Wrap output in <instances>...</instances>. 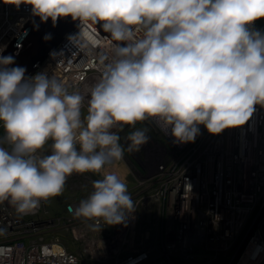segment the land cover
Listing matches in <instances>:
<instances>
[{
	"label": "clouds",
	"instance_id": "9594fccd",
	"mask_svg": "<svg viewBox=\"0 0 264 264\" xmlns=\"http://www.w3.org/2000/svg\"><path fill=\"white\" fill-rule=\"evenodd\" d=\"M55 26L58 18L100 24L114 42L110 62L85 95L45 72L25 78L0 56V201L21 214L62 194L72 174L102 173L79 202L78 216L122 224L136 204L108 166L123 159L113 131L156 120L177 143L244 125L264 107V0H15ZM72 39V38H70ZM129 136L128 150L148 142ZM50 151L42 153L45 147ZM216 220L219 217L215 218Z\"/></svg>",
	"mask_w": 264,
	"mask_h": 264
},
{
	"label": "built area",
	"instance_id": "2783aa9c",
	"mask_svg": "<svg viewBox=\"0 0 264 264\" xmlns=\"http://www.w3.org/2000/svg\"><path fill=\"white\" fill-rule=\"evenodd\" d=\"M32 16L30 5L0 0V56ZM112 48L90 22L79 21L28 78L47 73L69 93L85 95L87 110L88 86L102 76ZM199 127L195 141L182 144L154 119L113 129L121 145L137 129H147L149 137L135 150L137 166L123 156L105 169L124 181L128 174L134 177L129 193L136 209L122 224H97L75 212L102 173L69 176L65 185L71 193L57 196L55 212L44 200L27 214L0 201V264L264 262V107L255 106L244 125L217 135ZM0 146L7 147L2 140Z\"/></svg>",
	"mask_w": 264,
	"mask_h": 264
},
{
	"label": "water",
	"instance_id": "95a60500",
	"mask_svg": "<svg viewBox=\"0 0 264 264\" xmlns=\"http://www.w3.org/2000/svg\"><path fill=\"white\" fill-rule=\"evenodd\" d=\"M92 24V23H91ZM79 25V20L70 16L58 18L55 26L51 19L42 22L38 16H32L23 26L19 36L8 44L1 56H12L14 63L9 67L26 69L25 78L46 58L48 52L67 40ZM112 45L109 33L103 31L100 24H92Z\"/></svg>",
	"mask_w": 264,
	"mask_h": 264
},
{
	"label": "rangeland",
	"instance_id": "374dc122",
	"mask_svg": "<svg viewBox=\"0 0 264 264\" xmlns=\"http://www.w3.org/2000/svg\"><path fill=\"white\" fill-rule=\"evenodd\" d=\"M262 26H264V18L257 20V26H256L254 29H255V30H258V28H261ZM82 112H83L84 114H86V113H87V110L83 109ZM0 132H1V131H0ZM151 141H154V139H151L150 142H151ZM125 172H126V170H125ZM125 172H124V173H125ZM128 175H129V176L126 177V178H127V179H126L127 181H125V182L127 183L128 190H130V188H131V186H132V183H133V180H134V177H133L131 174H128ZM65 188H66V189H65ZM63 191H65V193H68V194H66V195H68V196H69V193H71V192L69 191V187H68V185H65ZM67 191H68V192H67ZM45 205H46V207H47L51 212H55L56 209H57V206H58L57 196H56V197L49 198L48 200H46ZM261 264H264V262H262Z\"/></svg>",
	"mask_w": 264,
	"mask_h": 264
},
{
	"label": "flooded vegetation",
	"instance_id": "af4514ba",
	"mask_svg": "<svg viewBox=\"0 0 264 264\" xmlns=\"http://www.w3.org/2000/svg\"><path fill=\"white\" fill-rule=\"evenodd\" d=\"M128 143L122 142V146L124 147V156L127 158L128 162L137 166L139 163L138 157H137V152L135 150L129 151L128 150ZM122 167V166H121Z\"/></svg>",
	"mask_w": 264,
	"mask_h": 264
},
{
	"label": "crops",
	"instance_id": "0c3cea01",
	"mask_svg": "<svg viewBox=\"0 0 264 264\" xmlns=\"http://www.w3.org/2000/svg\"><path fill=\"white\" fill-rule=\"evenodd\" d=\"M44 150L48 152L50 149L46 146Z\"/></svg>",
	"mask_w": 264,
	"mask_h": 264
}]
</instances>
